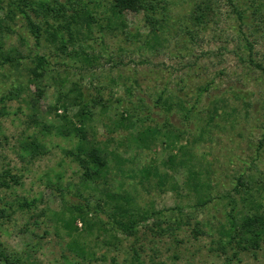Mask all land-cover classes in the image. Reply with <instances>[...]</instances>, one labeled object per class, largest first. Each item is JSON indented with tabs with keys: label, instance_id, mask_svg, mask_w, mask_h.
<instances>
[{
	"label": "rangeland",
	"instance_id": "374dc122",
	"mask_svg": "<svg viewBox=\"0 0 264 264\" xmlns=\"http://www.w3.org/2000/svg\"><path fill=\"white\" fill-rule=\"evenodd\" d=\"M84 1L92 17L86 18L88 24L80 21L75 44L86 46L90 64L81 58L69 60L45 35L37 43L19 14L7 20L10 31L1 35L5 48L14 46L24 54L18 68L0 70V112H5L0 113V174L10 185L0 187V242L5 252L17 253L27 264H264V241L258 249L239 250L226 244L220 232L226 223L221 197L231 193L240 199L244 194L233 190L238 177L258 201L264 199V73L250 64L244 39L253 44L252 58L264 60V34L253 29V0H235L245 9V24L228 0H211L212 19L204 25H197L192 14L200 0H160L156 26L145 22L142 12L128 10L115 17L108 0ZM7 4L9 0L0 1V18ZM36 54L46 56L52 71L43 96L34 100L26 68ZM73 86L86 99H100L104 105V110L94 109L87 137L123 162L122 173L110 154L107 184L87 189L78 165L64 153L74 147L72 135L45 128L65 123L52 107L59 94L63 99L76 95ZM203 87L206 91L201 92ZM167 93L187 104L189 119L157 104V96ZM75 109L60 107L57 114L71 119ZM121 113L135 125H117ZM146 126L178 130L176 145H188V165L209 183L208 204L197 206V193L185 186L173 191L171 178L163 186L153 178L140 182L139 169L146 166L154 165L179 181L188 168L181 166L176 174L167 168L163 160L170 150L160 141L149 149L136 147L132 136ZM28 137L42 143L44 153L26 155L23 144ZM104 189L126 191L143 209L162 213L127 236L102 213L103 223L89 210V224H95L78 238L90 255L81 258L68 248L69 237L57 220L62 195L78 203L86 197L94 206L102 202Z\"/></svg>",
	"mask_w": 264,
	"mask_h": 264
},
{
	"label": "trees",
	"instance_id": "16d2710c",
	"mask_svg": "<svg viewBox=\"0 0 264 264\" xmlns=\"http://www.w3.org/2000/svg\"><path fill=\"white\" fill-rule=\"evenodd\" d=\"M2 1V0H0ZM110 3L112 14L119 17L124 11L142 12L145 22L156 26L158 19L156 13L160 0H108ZM50 3L48 0H9L7 4V13L0 18V70L5 66L18 68L22 64L24 54L21 49L10 46L5 48L6 42L1 38L4 30L10 31L8 21H14V18L19 14L24 26L33 35L37 43L44 37L57 51L63 54L71 61L80 59L83 63L90 64V56L86 53L84 44H75L76 35L79 33L78 27L80 21L91 18V13L87 9V4L84 0H54ZM231 10L236 14L240 24L244 23L245 9L241 8L235 0H228ZM251 15L254 20V30L259 29L261 34H264V1L253 0ZM3 9L4 7H0ZM193 19L197 21V25H204L212 19L213 10L211 0H200L193 9ZM263 32V33H262ZM263 37V35H262ZM245 47L249 51V62L257 70L264 73V60L255 61L251 54L253 44L246 37ZM21 40H24L21 38ZM71 48L69 49V47ZM264 56V55H263ZM31 65L26 68L27 82L34 86L35 97L40 99L43 96L45 80L50 76L52 69L49 61L44 54H36L30 59ZM206 91L204 87L201 89ZM76 91L73 97L67 96L63 99L60 94L52 107L54 115L61 118L65 123L60 125L45 126L48 129L54 128L56 134L61 136H71L74 140V147L65 149L64 153L69 156L79 167L81 171V179L86 189L89 186H98L101 182L107 184V178L110 175L109 155L96 141L89 139L86 134V126L95 115L94 109L100 107L104 110V105L100 99H86L82 91L78 87H71V92ZM12 96H15L13 93ZM74 99L75 101H68ZM174 94L167 93L166 95H158L155 100L157 104L166 112H172L173 109L179 110L183 117L189 119L192 115V110L187 107L184 101L176 100ZM67 102V103H66ZM72 106L75 107L73 117L71 119L66 114H57L58 108H63L65 111ZM215 114L218 113V107L212 110ZM4 113L5 112H0ZM36 114L32 116L36 119ZM117 125H123L124 121L127 126L135 125V122L126 117L124 113L120 114ZM175 128L161 129L156 126H146L142 130L133 135V141L136 147L149 149L155 142L160 141L163 149H169L166 160L163 164L171 169L174 174L179 171V167H188L185 176L182 179L176 180L171 173H160L156 166H146L139 169L140 182L150 181L155 179V184L163 186L168 179H172L171 189L178 191L179 186H185L187 190L197 193V206H205L211 201V197L207 195L209 183L202 180L201 175L188 165L190 161V150L188 145L176 143L181 138V134ZM24 153L28 156L35 157L44 153L45 149L42 143L36 138L28 137L23 144ZM178 153L182 156L179 157ZM117 164V169L123 173L120 166L123 164L118 154H111ZM187 156V157H185ZM185 157V158H184ZM12 178V177H11ZM238 177L237 185L234 187V192L240 195V199L232 196L231 193L221 197L225 201V217L226 223L220 226L221 235L225 238L226 244L233 245L239 250H255L264 241V199L263 202L258 201L250 192L249 188H245L244 180ZM17 184V181H14ZM9 182L5 180L4 175L0 174V187H9ZM95 187V188H96ZM104 197L97 200L93 204L86 197H82L83 203L71 202L62 195L63 209L60 211V216L57 217L62 228L65 229L69 237L68 248L81 258H86L90 255L88 247L78 238L82 233H90L94 224H89L87 216L90 215L89 210L96 214L97 221L102 217L101 213L107 217L108 222L118 232L124 235L135 234L137 228L142 223L146 222L153 215H160V210H145L137 202L133 195L126 191H114L104 189ZM81 196V195H80ZM261 202V203H260ZM240 203V204H239ZM85 207V208H84ZM254 207V208H251ZM80 222L83 225L82 229H78L76 223ZM158 225V223H157ZM0 264H27L17 253H6L0 242Z\"/></svg>",
	"mask_w": 264,
	"mask_h": 264
}]
</instances>
